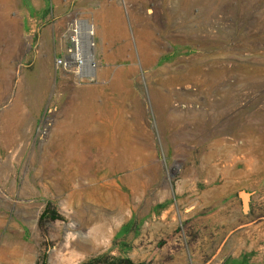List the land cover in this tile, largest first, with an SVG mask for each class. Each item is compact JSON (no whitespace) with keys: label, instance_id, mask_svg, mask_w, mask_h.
Instances as JSON below:
<instances>
[{"label":"rangeland","instance_id":"1","mask_svg":"<svg viewBox=\"0 0 264 264\" xmlns=\"http://www.w3.org/2000/svg\"><path fill=\"white\" fill-rule=\"evenodd\" d=\"M73 19L98 30L94 80L73 85L96 89L99 122L131 120L111 137L137 153L77 198L48 179L84 169L55 131ZM0 190V264L67 259L68 235L99 217L109 237L64 264H264V0H0Z\"/></svg>","mask_w":264,"mask_h":264},{"label":"bare ground","instance_id":"2","mask_svg":"<svg viewBox=\"0 0 264 264\" xmlns=\"http://www.w3.org/2000/svg\"><path fill=\"white\" fill-rule=\"evenodd\" d=\"M155 11H156V9H155ZM81 24H82L84 30L85 29L87 30L88 29V26L90 25L89 23H86L84 21ZM93 26H94V29H95L96 34H97V32H98L97 25L93 24ZM99 33H100V31H99ZM94 52L96 53L97 50L95 51L94 49H90V51H88L86 53V60H87V64L88 65L95 58L94 57ZM92 74H93V71H92ZM190 89H192V86L191 87L188 86L186 88V90H190ZM92 138H94V137H92ZM94 139H96V138H94ZM235 139H237V138H235ZM249 141L250 140H248V142ZM255 141H257V140H255ZM113 143H114L113 140H111V143L110 142L109 143H106L101 148H98V149H102V150L101 151L99 150L100 152L99 153H96L95 155H93L90 152L91 150H88L86 152V150H85L84 147H83L84 148L83 150H77L74 147H72L73 149L71 148L72 150H70V153L69 154L67 153L68 155L64 156L65 157V160L67 159L68 161L71 162L72 159L73 160L76 159V158H74L75 155H79L77 157L80 158V154H81V157H82V160H83V163H84V165H83L84 167L83 168L85 169V170L82 169V171H84V173L82 171H79L78 170V168L80 167V166L79 167L77 166L78 165L77 164L78 162L77 163L75 162L76 165L73 164L74 162H72V164H70L71 167L69 165H67L70 168L68 170L64 171V172H66V175H64V174H61V176H58L56 174H54L52 176L49 175V178H48L49 181L52 183V185L54 186V188H57V189H60V190L63 189L65 191L67 190V191H69V193H70V191H72L73 192V196L76 197V198L78 196H80L81 194H86V195L87 194H90V196H96L95 194H97L98 191H102V192L104 191L105 192V190H107L106 189L107 187L109 188L110 186L116 185L115 184L116 181L115 182L114 181H112V182L109 181V182H106V183H103V184H99L103 179H106L104 173L106 171H111L112 172V171H114L116 169H119V170L120 169L121 170L125 169L126 166H128V164H129L128 160L130 158V155L131 156H134V155L137 154L136 152H134V150L132 152H130L129 149L126 148L125 146L115 147L113 145ZM242 143L243 142H240V141H237V142H234V143L228 142L227 143V146H228L227 148H231L232 147V148H234L235 150H238V151H246V150L250 149L249 144L247 145V144H244L243 143L244 144L243 145ZM256 143H258V142H256ZM258 144H260V143H258ZM54 148H55V146H54ZM80 149H81V147H80ZM247 153L249 155L250 151L247 152ZM252 153H253V151H252ZM254 155H255V159H256V156L257 155L256 154H254ZM64 157H63V159H64ZM245 157L246 158H244L243 156L242 157L231 156V157H229L227 159V161L222 162V165L223 166H227V165H232L233 163H236V162L241 161V160H245L246 161L247 156H245ZM133 158H135V156ZM250 159L252 160V158H250ZM63 161L60 164H63ZM68 161H66V163ZM247 161L249 163V159H247ZM105 162H107V164ZM66 163H64V164H66ZM250 163H253V162H250ZM67 164H69V163H67ZM103 164H105L104 168H102ZM250 166H251V164H250ZM99 168L102 171L98 175H96V172H98V169ZM92 169H94L95 171L92 172L91 171ZM46 176H48V175H46ZM95 187H99V188H95ZM109 192H111V191H109ZM71 195H72V193H71ZM106 195H107V191H106ZM71 198L72 197H70V195H69V199H71ZM93 214L95 216L96 213H93ZM100 214H102V216H107V214H103V213H100ZM104 218H106V217H99L98 220H96V219L95 220H93V219L88 220L89 227L87 226L88 227L87 228V231L85 233H80L78 236L76 235L78 238L75 235L74 236L72 235L73 238H70L71 235H68L69 237L66 239L65 248L68 249V252H70L72 254V256H71L72 259L75 258V256H76V250H77L76 248H80L83 251H89V250H92L93 247H95V243H97V242L99 243L101 241H105L109 237L110 231H111L110 229L111 228L109 227L110 225H108L107 222H106L107 219H104ZM86 224H87V221H86ZM15 241H16V239H15ZM17 250L20 251V248H18ZM68 257H69V255H68ZM71 257H69L70 260H68L67 263L72 261L71 260ZM69 258H67V259H69ZM64 259H66V258L63 257V255L60 253V251H56L55 253H53V255L50 258V264H64L66 262ZM73 262H74V260H73Z\"/></svg>","mask_w":264,"mask_h":264},{"label":"crops","instance_id":"3","mask_svg":"<svg viewBox=\"0 0 264 264\" xmlns=\"http://www.w3.org/2000/svg\"><path fill=\"white\" fill-rule=\"evenodd\" d=\"M66 1L68 2V0ZM49 16L46 19H49ZM41 37L40 41L46 43L48 34L42 33ZM64 44L66 45V40ZM74 82L78 85L86 84H80L75 79H70L66 83L65 102L61 104L62 111L55 123L56 133L65 138V145L61 148L68 150H72V147L77 150H83L84 148L85 150L97 149L106 143H111V140H113L111 134L115 126L127 129L132 126L133 123L128 117L127 121L115 123L113 114L106 116V122H99L100 109L98 95L95 93L96 89L89 87L81 90L73 85ZM87 82L91 81L87 80ZM73 91L75 92L72 93Z\"/></svg>","mask_w":264,"mask_h":264},{"label":"built area","instance_id":"4","mask_svg":"<svg viewBox=\"0 0 264 264\" xmlns=\"http://www.w3.org/2000/svg\"><path fill=\"white\" fill-rule=\"evenodd\" d=\"M82 20L73 19L67 25L66 45L54 60V66L59 72L73 77L78 83L93 81L96 68L94 60L88 65L86 53L96 49V31L93 24L84 30Z\"/></svg>","mask_w":264,"mask_h":264},{"label":"trees","instance_id":"5","mask_svg":"<svg viewBox=\"0 0 264 264\" xmlns=\"http://www.w3.org/2000/svg\"><path fill=\"white\" fill-rule=\"evenodd\" d=\"M41 218L43 220L47 218V213L44 212ZM86 264H132V263L130 260H126V259L102 257L99 259L91 260Z\"/></svg>","mask_w":264,"mask_h":264}]
</instances>
